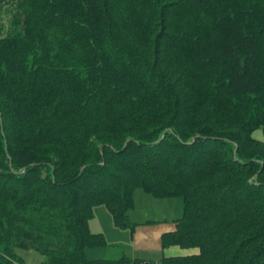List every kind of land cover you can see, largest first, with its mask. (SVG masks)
<instances>
[{"label": "trees", "instance_id": "16d2710c", "mask_svg": "<svg viewBox=\"0 0 264 264\" xmlns=\"http://www.w3.org/2000/svg\"><path fill=\"white\" fill-rule=\"evenodd\" d=\"M2 8L0 264H153L86 254L138 189L182 200L161 264H264V0Z\"/></svg>", "mask_w": 264, "mask_h": 264}, {"label": "rangeland", "instance_id": "374dc122", "mask_svg": "<svg viewBox=\"0 0 264 264\" xmlns=\"http://www.w3.org/2000/svg\"><path fill=\"white\" fill-rule=\"evenodd\" d=\"M2 8L0 16L3 24L7 25L6 19L8 13ZM256 139H262L260 130L253 133ZM182 216V200L179 197H171L166 199H154L146 194L143 190H135L133 194V207L128 213L129 224L131 227L117 226L113 223L112 217L108 210L103 206H97L93 209V216L89 220L88 225L92 233H101L105 239V246L101 248H92L86 250L87 257L90 259H117L123 251L124 255L134 259L138 258L141 262H151L153 264H161L160 261L164 256L161 248V235L156 236L149 231V227L169 226L174 223L175 219ZM178 253L181 251L171 248ZM167 251V250H166ZM29 264L31 256L27 253L38 255L33 251H17ZM176 253V254H178Z\"/></svg>", "mask_w": 264, "mask_h": 264}, {"label": "crops", "instance_id": "0c3cea01", "mask_svg": "<svg viewBox=\"0 0 264 264\" xmlns=\"http://www.w3.org/2000/svg\"><path fill=\"white\" fill-rule=\"evenodd\" d=\"M176 220V219H175ZM149 228H155V229H149V231H151L152 233H154L156 236L158 235H162L163 233L165 232H169V231H172L174 229V223L169 226H165L163 225L162 227H149ZM27 252V251H26ZM166 252L168 254H171V255H174L178 252L174 251V250H167V251H163V253ZM124 254L123 251H121L120 255ZM27 256H31L30 257V262L29 264H39L41 261H42V257L39 256V255H33L31 253H27ZM164 256H165V253H164ZM163 256V257H164ZM169 256V255H168ZM134 259H138V258H134ZM142 260V259H140ZM23 264H26L25 262H23Z\"/></svg>", "mask_w": 264, "mask_h": 264}, {"label": "water", "instance_id": "95a60500", "mask_svg": "<svg viewBox=\"0 0 264 264\" xmlns=\"http://www.w3.org/2000/svg\"><path fill=\"white\" fill-rule=\"evenodd\" d=\"M141 264V263H140Z\"/></svg>", "mask_w": 264, "mask_h": 264}]
</instances>
